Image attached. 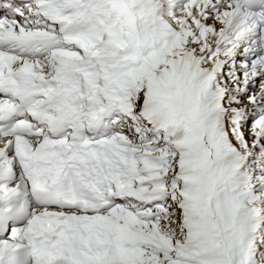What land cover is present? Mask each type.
Returning <instances> with one entry per match:
<instances>
[{
	"label": "snow or ice",
	"instance_id": "6c2138e0",
	"mask_svg": "<svg viewBox=\"0 0 264 264\" xmlns=\"http://www.w3.org/2000/svg\"><path fill=\"white\" fill-rule=\"evenodd\" d=\"M0 264H264V0H0Z\"/></svg>",
	"mask_w": 264,
	"mask_h": 264
}]
</instances>
